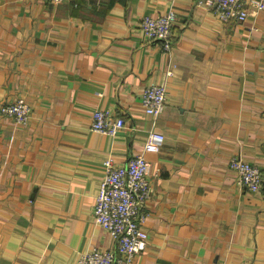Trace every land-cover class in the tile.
<instances>
[{"label": "crops", "instance_id": "1", "mask_svg": "<svg viewBox=\"0 0 264 264\" xmlns=\"http://www.w3.org/2000/svg\"><path fill=\"white\" fill-rule=\"evenodd\" d=\"M196 0H0V105L21 97L26 123L0 113V264H76L111 235L93 207L111 157L125 164L150 130L145 248L131 264H264V8L222 20ZM173 9L168 51L139 29ZM163 84L157 116L142 90ZM123 116L113 135L92 111ZM256 164L247 190L229 159Z\"/></svg>", "mask_w": 264, "mask_h": 264}, {"label": "built area", "instance_id": "2", "mask_svg": "<svg viewBox=\"0 0 264 264\" xmlns=\"http://www.w3.org/2000/svg\"><path fill=\"white\" fill-rule=\"evenodd\" d=\"M66 1V0H55ZM196 5L210 9L217 17L243 20L248 11L246 4L255 9L264 8V0H196ZM176 13L169 9L155 15H144L138 27L150 41H160L165 51L170 49L172 27ZM145 112L157 117L166 102L163 84H150L141 92ZM31 107L24 98L0 105V113L11 117L16 123L28 121ZM123 116L114 115L106 109L92 111L90 128L93 131L115 134L125 126ZM165 137L160 131L150 130L141 151L131 154L125 164H114L111 157L102 163L103 175L96 195L93 216L95 222L107 231L112 239L110 248L92 247L81 253L76 264H131L133 257L142 251L147 243L143 227L145 204L151 188L148 180L149 161L146 152H156ZM229 166L237 173L240 183L249 191L261 189L263 178L259 167L239 155L229 159Z\"/></svg>", "mask_w": 264, "mask_h": 264}]
</instances>
